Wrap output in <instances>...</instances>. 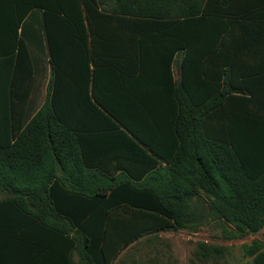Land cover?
I'll return each instance as SVG.
<instances>
[{"label":"trees","instance_id":"obj_1","mask_svg":"<svg viewBox=\"0 0 264 264\" xmlns=\"http://www.w3.org/2000/svg\"><path fill=\"white\" fill-rule=\"evenodd\" d=\"M159 36L158 61L181 53L162 109L122 86ZM107 135L116 168L91 163L90 137ZM0 195L3 264H124L132 243L211 223L225 240L258 233L264 0H0Z\"/></svg>","mask_w":264,"mask_h":264},{"label":"crops","instance_id":"obj_2","mask_svg":"<svg viewBox=\"0 0 264 264\" xmlns=\"http://www.w3.org/2000/svg\"><path fill=\"white\" fill-rule=\"evenodd\" d=\"M108 7V6H107ZM168 45L167 40L165 38H162L159 36L153 43L149 44L152 48L151 54H152V61H150L146 68L143 66L140 67L139 70L133 71L132 67L135 64V61H128V63L131 62V67L128 66L129 71H127V76H130V78H125L123 83V88L130 93V98L128 100L134 101V96H132V91L140 90V93H142V96L140 95V99L144 102H153L155 105H159V107H164V105L168 104V102L172 101V89H171V83L168 80L167 74L171 73V77L174 79L178 78L179 73V64H180V56L181 53L179 51L175 52L173 55V61L169 64L168 62H160L158 61L159 56H165L164 47ZM167 56V55H166ZM142 70V73H141ZM140 73V78H139ZM173 74V76H172ZM138 76V78H136ZM142 76V77H141ZM139 81L135 82L134 80ZM102 88L107 90L108 92L114 90L115 86L112 80H107L104 85H102ZM109 136V137H108ZM90 155L93 156L91 163L94 165L100 164V167L103 168H116L117 166V160H114L113 157L115 156V152H112L113 148V136L107 135V137H103V141H98L99 137H90ZM105 138V139H104ZM160 140L158 143L160 144L162 149H168V141L173 143L174 140H176V137L174 135V131L171 130L170 133H165L160 135ZM99 143V144H98ZM98 148V149H97ZM145 152L147 154H152L150 149L148 147H145ZM99 153L100 156L98 158H94V155H97ZM118 153V152H116ZM98 161V162H97ZM92 165V167H95ZM164 165V163H162ZM219 231V230H218ZM220 232V231H219ZM162 233V232H161ZM261 237H264V235H261L259 232L253 235L251 238L253 239L250 243H238L237 250L238 253L236 255H228L227 248L224 247V251L220 252L219 254H216L215 256H201L199 253H196V251L193 253L194 255V263L191 262V264H247L251 258H248L244 254L243 246H249V245H257L260 246L261 249H264V241H262ZM148 238L142 239L140 242L144 241L145 245L147 246H154L155 241L149 242L147 240ZM242 240V239H241ZM206 242V241H204ZM136 243L130 244L127 248H125L120 255L133 246ZM228 246V245H227ZM231 246V245H230ZM222 247V246H220ZM157 250V249H156ZM119 255V256H120ZM163 256V253H161ZM161 256V257H162ZM1 257V255H0ZM160 258L157 257V261ZM165 260L162 261L161 264H175L174 261L169 260V258H164ZM152 262V261H149ZM147 262V264L149 263ZM0 264H3V259L0 258Z\"/></svg>","mask_w":264,"mask_h":264},{"label":"rangeland","instance_id":"obj_3","mask_svg":"<svg viewBox=\"0 0 264 264\" xmlns=\"http://www.w3.org/2000/svg\"><path fill=\"white\" fill-rule=\"evenodd\" d=\"M49 76V68L47 66L38 105L43 101ZM0 198H2V195H0ZM251 237L247 236L237 241L225 240L216 226L211 223L201 227L194 233L186 231L159 233L155 239L154 246L145 245V240L136 243L125 250L119 256V260L124 264H147L149 261L152 262L148 264H161L165 260L164 258L167 257L169 260L174 261L175 264H191L192 261L194 263L193 253L197 250V243L199 242L206 241L209 245L226 247L228 255H236L238 250L237 246L234 245L242 242L250 243L253 240ZM261 239L264 241V237H261ZM161 253H163V256ZM157 257L160 258L158 261L156 260Z\"/></svg>","mask_w":264,"mask_h":264},{"label":"built area","instance_id":"obj_4","mask_svg":"<svg viewBox=\"0 0 264 264\" xmlns=\"http://www.w3.org/2000/svg\"><path fill=\"white\" fill-rule=\"evenodd\" d=\"M259 233H260L261 235H264V227H262V228L260 229Z\"/></svg>","mask_w":264,"mask_h":264}]
</instances>
